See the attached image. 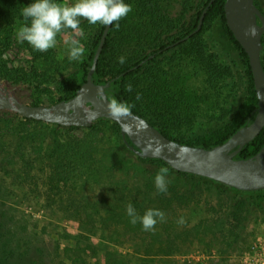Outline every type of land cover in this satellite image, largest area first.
I'll return each mask as SVG.
<instances>
[{"label": "trees", "instance_id": "16d2710c", "mask_svg": "<svg viewBox=\"0 0 264 264\" xmlns=\"http://www.w3.org/2000/svg\"><path fill=\"white\" fill-rule=\"evenodd\" d=\"M11 1L12 5L9 10L2 12L6 22L0 25V30L6 34L5 37H0V43H4L10 38L14 18L22 17V8L32 3V0ZM125 2L131 4L132 11L119 21L118 30L114 25L110 26L92 73L94 82L109 83L105 88L109 100L115 98L134 105L132 112L144 117L168 138L204 148L224 142L237 129L253 120L258 100L247 55L225 22V0L199 1L195 11L189 16V21H185L184 12L175 15L171 13L169 0H125ZM254 2L264 14L258 0H254ZM203 10L205 11L202 22L197 29ZM215 18L221 21L226 39L239 51L246 65L245 94L231 114L229 108L222 104L224 98L220 99L219 89L222 87V83L232 76V71L228 66L216 61L214 55L207 51L200 40L202 31ZM104 26L99 23L91 25L86 19H81V28L90 27L93 30L88 40L89 52L84 60L82 81L92 64ZM62 31L70 32L72 30ZM263 37L264 32L262 45ZM171 50H176V55L165 57ZM262 51L263 47L260 58L264 69ZM121 56L125 57L123 64L118 60ZM75 75L76 72L68 79H64L65 90L59 100L71 97L80 85L81 81H78ZM127 84L132 85L130 92L125 88ZM137 94L140 99H136ZM226 117L228 120L224 121L221 127L210 129L195 139L190 140L186 137V131L198 118L224 120ZM22 119L33 120L40 126L55 125L24 117ZM86 129L87 131L81 136L69 135L63 141L53 140L47 150L44 163L48 173L42 179H45L49 186L47 193L52 201L59 199L56 205L65 206L61 200L63 196L59 193L63 190L67 194L76 193L79 195L85 186L103 185L109 191H113V187L117 189L118 186H121L127 191L122 192V199L126 201H123L125 208L129 203H132L134 207H143L141 206L143 202L136 201V197H139L136 195L139 185L134 182L135 186H127L132 168L127 167V163L122 158L120 159L121 164L117 166L115 162H111L113 156H103L112 146V132L114 131L119 142L132 152L128 146L131 144L128 137L121 135L117 123L106 118L95 120ZM44 134L41 128H34V130H29L26 138L32 143L35 139L40 141ZM263 144L264 129L262 128L256 136L241 147L234 158L251 157L261 149ZM134 157L135 164L139 166L142 162H149L159 167H168L170 172L183 178L210 179L174 170L158 158ZM117 168L123 169L122 175L116 176ZM134 169H138L137 166ZM31 177H35V180L39 178L35 174ZM220 184L235 190L240 195L238 200L223 210L225 220H228L227 230L229 233H239L255 215L254 206L247 199L248 195L262 192L264 189L242 191L223 183ZM5 188H7L5 182L0 177V264H46L42 255L43 250L34 248L32 243L27 240L26 225L24 223L19 225V221L15 224L14 221L17 220L15 214L10 212V208L5 205L4 200L10 193V190ZM192 194L193 190L186 189L185 193H181L173 187L171 197L166 199V203L169 205L184 195L186 198L182 202L186 203L191 200ZM57 195L60 196L57 197ZM85 201L86 198L65 210L69 217L76 220L80 230L77 234H73L74 244L64 248L68 252L66 255L69 260L68 264H82L84 256H97L96 247L93 244H76L80 240L79 236L84 237L91 234L96 226H99L100 229H107L110 222H115V217L120 216L115 213V209L122 201L120 198L102 200L100 208L96 202L89 205ZM145 210V207L140 209L139 215H143ZM128 223L133 231L143 230L140 222L135 225L129 221ZM64 233H66L65 236L71 237L67 230H64ZM22 243L26 247L18 252L17 247ZM79 251H88L84 252L88 254H78ZM147 258L143 257L142 261L149 262ZM101 262L102 264H132L122 253L106 248L102 250ZM147 262L141 264H148ZM182 264L187 263L183 262Z\"/></svg>", "mask_w": 264, "mask_h": 264}, {"label": "rangeland", "instance_id": "374dc122", "mask_svg": "<svg viewBox=\"0 0 264 264\" xmlns=\"http://www.w3.org/2000/svg\"><path fill=\"white\" fill-rule=\"evenodd\" d=\"M199 1L169 0L171 13L175 15L184 12L185 21H189ZM258 2L264 11V0ZM11 5V0H0V25L6 22L2 12L8 11ZM23 23V17L14 18L10 38L0 43V88L6 89L10 96L26 104H54L64 94L65 78L68 79L76 72L75 78L82 82L84 60L89 52L88 40L93 30L90 27L81 28L84 33L82 38L72 31H61L57 35L55 48L39 52L27 42H18L16 34ZM5 34L0 30V37H5ZM70 36L81 39L86 49L82 62L68 58L65 40ZM200 40L216 61L232 71V76L219 89L220 99L224 98L222 104L229 108L231 114L245 94V62L239 51L226 39L224 27L218 18L205 27ZM176 52L171 50L165 57L176 55ZM262 55L264 57V37ZM227 120L228 117L224 120L198 118L186 131V137L195 139L210 129L221 127ZM34 128H41L45 134L40 141L35 139L30 143L26 136ZM86 131V127L78 126H40L33 120L22 119L12 110L0 109V177L5 182V189L10 190L4 200L5 205L15 214V224L19 221V225H26L27 240L34 248L43 250L46 264L69 263L66 257L68 252L64 248L74 244L73 234L80 230L76 220L65 211L66 208L85 198L89 205L96 202L100 208L102 200L116 197L122 201L115 209V213L120 215L115 217V222H110L107 229L96 226L91 234L79 236L77 245L91 243L97 251L95 257L84 256L82 264H102L104 248L122 253L132 264L147 262L142 261L143 257H148V264H259L261 261L264 264V190L248 195L247 199L252 202L255 215L239 233L231 234L227 230L228 220H225L223 210L239 199L240 195L235 190L215 180H192L169 171L166 177L169 181L167 192L158 193L154 178L160 167L149 162H142L140 166L135 164L134 156L137 155L119 142L115 131L112 132V146L103 156H113L111 162L117 166L121 164L122 158L126 166L132 168L127 186H135L136 182L139 185L136 201L143 202V207H134L137 213L144 207L146 210L159 209L165 213L166 221L158 222L154 232L140 229L133 231L128 225L129 217L124 207L126 201L122 199V194L127 191L121 186L117 189L113 187V191L103 185L85 186L79 195L67 194L63 190L59 193L63 196L61 200L65 206L56 205L59 199L52 201L47 193L49 186L42 179L48 173L44 163L47 150L55 139L63 141L69 135L81 136ZM135 166L138 169H134ZM117 169L116 176L122 175L123 169ZM34 174L39 176L37 180L31 177ZM173 187L181 193H185L186 189L193 190L191 200L183 203L182 200L186 198L184 195L167 205L166 199L171 197ZM180 217H183L185 223H177ZM64 230L70 232L71 237L65 236ZM25 247L22 243L17 251ZM84 252L88 251H79L78 254Z\"/></svg>", "mask_w": 264, "mask_h": 264}, {"label": "water", "instance_id": "95a60500", "mask_svg": "<svg viewBox=\"0 0 264 264\" xmlns=\"http://www.w3.org/2000/svg\"><path fill=\"white\" fill-rule=\"evenodd\" d=\"M202 11L197 29L204 15ZM224 17L229 30L245 51L250 67L255 94H264V69L261 63L264 14L254 0H225ZM111 25H105L95 50L92 64L84 81L74 94L51 105L26 104L10 96L0 88V109L16 112L28 119L53 123L60 126L89 127L99 119L106 118L118 124L121 135L130 140L129 148L141 158H158L177 171L188 172L225 184L242 191L264 189V144L253 156L234 158L241 147L264 129V99L258 106L252 121L237 129L224 142L210 148L181 143L165 136L144 117L131 111L130 115L117 119L107 110L108 82H94L98 56ZM254 27L256 34L250 35ZM98 90L107 99L97 98ZM160 150L159 155L154 153Z\"/></svg>", "mask_w": 264, "mask_h": 264}, {"label": "clouds", "instance_id": "9594fccd", "mask_svg": "<svg viewBox=\"0 0 264 264\" xmlns=\"http://www.w3.org/2000/svg\"><path fill=\"white\" fill-rule=\"evenodd\" d=\"M132 11V6L125 0H32V3L24 6L21 10L24 23L17 31V40L19 43L27 42L34 50L46 52L55 48L57 45V35L65 29H71L76 36L83 37L84 33L80 27L81 19H86L91 25H114L118 30L119 21L127 17ZM250 35L256 34V29H249ZM68 46L69 60L83 61L86 49L81 39L70 36L65 40ZM7 59V56L4 57ZM119 63L125 62V57L118 58ZM127 91L132 90V85H125ZM97 98L107 99L98 90ZM136 99H140L137 94ZM257 99H264V94L258 92ZM134 105L127 101H120L111 98L107 102V110L110 115L120 119L130 115ZM157 150L154 155H159ZM169 173L168 167H160L155 175L154 183L158 193H166L169 181L166 179ZM126 213L129 222L135 225L140 222L143 230L155 231L158 222H165L166 216L162 210L149 208L143 215H139L132 205H126ZM178 224L185 223L183 217L177 220Z\"/></svg>", "mask_w": 264, "mask_h": 264}, {"label": "built area", "instance_id": "2783aa9c", "mask_svg": "<svg viewBox=\"0 0 264 264\" xmlns=\"http://www.w3.org/2000/svg\"><path fill=\"white\" fill-rule=\"evenodd\" d=\"M251 259H254V256H251ZM252 261H253V260H252ZM259 264H263V263H262V261H261V262H259Z\"/></svg>", "mask_w": 264, "mask_h": 264}]
</instances>
